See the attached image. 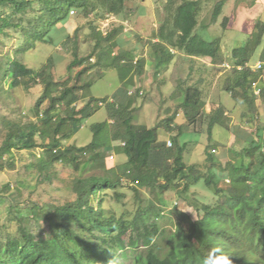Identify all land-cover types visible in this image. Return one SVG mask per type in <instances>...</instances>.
Listing matches in <instances>:
<instances>
[{
    "label": "trees",
    "instance_id": "16d2710c",
    "mask_svg": "<svg viewBox=\"0 0 264 264\" xmlns=\"http://www.w3.org/2000/svg\"><path fill=\"white\" fill-rule=\"evenodd\" d=\"M126 1L0 0V35L6 36L13 29L21 31L27 51L38 41L54 43L52 32L57 27H65V37H70L76 12L88 18L102 10L127 20L132 9ZM224 2H216L212 22L222 13ZM202 9V0L166 1L163 22L150 39L156 75L168 68L177 50L191 57H207L212 64L226 63L221 39L207 40L196 32ZM228 19H224L225 26ZM89 23L93 48L81 56L78 46L74 47L67 77L55 79L52 57L37 70L18 57L11 58L0 76L10 79L11 87L23 84L24 79L43 85L34 105V118L5 122L0 169L15 168L11 157L15 149L35 155L34 150L42 147L32 163L40 182L50 183L60 176L75 193L74 198L56 204L27 200L31 215L17 216L19 224L14 230L2 233L0 228V264H116L119 257L131 253L138 264H202L203 257L214 248L228 254L233 264H264V127L257 128L240 153L241 161L221 164L222 172L212 167L215 161L208 151L203 175L199 165L184 161L186 145L179 143L182 129L176 117L183 112L187 124L195 130L205 126L212 136L216 125L230 127L226 105L213 103L208 111L204 91L196 84L185 85L176 110L157 126L178 130V135L168 139L172 145L159 140L157 128L134 121V96H140L141 89H131L146 72L147 59L136 58V51L121 43L124 22L106 31L93 21ZM263 37L264 21L258 20L246 45L232 50L233 64L224 83V90L234 100L246 103L253 113L257 99L264 100V62L254 69L250 61ZM106 66L117 70L120 86L111 96L89 94L94 83L89 73L95 68L98 73ZM78 67L81 69L74 74ZM256 86L259 94L255 93ZM101 108L106 109L107 117L92 124V140L86 145L65 146L64 141ZM110 151L124 156L123 162L114 165ZM161 151L164 155L159 164ZM88 162L102 172L78 174ZM60 163L73 172L61 176L57 168ZM202 177L208 187L223 195V202L211 204L190 195L193 183ZM126 185L134 191L136 200L132 213L106 214L101 204L94 202L103 191ZM171 191L177 199L173 207L177 229L164 245L157 238H164L166 230L153 223V217L162 215L161 196ZM34 222L41 229L34 228ZM47 238H54L60 247L53 249Z\"/></svg>",
    "mask_w": 264,
    "mask_h": 264
},
{
    "label": "rangeland",
    "instance_id": "374dc122",
    "mask_svg": "<svg viewBox=\"0 0 264 264\" xmlns=\"http://www.w3.org/2000/svg\"><path fill=\"white\" fill-rule=\"evenodd\" d=\"M167 0H127V6L132 9L127 20L122 15L106 14L100 10L86 18L74 15L72 32L70 37L65 27H57L52 32L55 42L38 41L36 46L24 50L25 43L21 31L13 29L8 35H0V76L4 73V67L9 59L18 57L33 69H39L52 57L54 61L53 74L55 79L67 77L68 65L74 58L73 49L77 45L81 56L91 52L94 40L89 36L91 32L90 21L103 31L124 22L125 32L121 37V43L136 51V56L149 60V66L142 77L137 78V88L141 89L140 96H134V121L145 124L150 128H157L159 140L164 141L178 135V130L168 131L159 122L167 115L173 113L183 97L185 85H198L207 98L206 109L209 111L213 103L223 102L230 116V127L216 125L212 136L207 127L195 130L186 123L183 112H179L176 122L181 126L182 133L178 136L180 145H186L183 153L184 161L188 165H199L202 174L206 176V164L208 163V151L213 154L212 166L218 172H222L221 164L231 160L234 163L241 161L240 153L248 146L252 136H255L257 128L264 127V100L257 99V110L253 113L246 103L236 101L224 90V83L230 73L233 61L232 50L235 47L246 45L251 33L255 30L258 20L264 21V0H225L223 11L217 21H211L212 10L219 0H202L203 9L199 15V25L196 32L207 40L221 39V46L226 57V63L222 65L211 64L204 60L191 59L184 51L177 50L174 60L168 68H162L160 75H156V63L151 57V37L163 22L165 5ZM71 14H73L71 12ZM228 17L226 26L224 19ZM72 21V20H71ZM71 28V26H70ZM264 37L262 43L256 48L250 64L255 67L257 62L263 61ZM94 60V59H93ZM91 60V61H93ZM81 67L75 68L76 74ZM93 77V85L89 94L102 97L111 96L121 82L115 68L101 67L97 73L96 68L88 75ZM185 82L183 83L182 81ZM43 89V85L35 84L24 79V83L11 87L10 79L0 77V143L5 132L4 124L12 120H27L34 118V105ZM255 89H259L258 86ZM255 114L254 116L252 115ZM105 108L98 110L87 119L81 129L70 139L64 141L67 146L70 143L86 145L93 138L92 124L106 119ZM115 142L114 144H117ZM163 150V149H161ZM160 152L159 164L162 163L163 153ZM42 153V147L34 150V154L28 150L15 149L11 155L15 168L0 169V228L1 232L14 230L19 224L17 216L31 215V209L26 204L27 200L39 204H56L75 197L73 190L61 180L60 176L52 182H40L37 172L32 167L36 156ZM110 159L114 165L123 162L124 156L110 151ZM59 174L68 176L73 170L69 166L58 164ZM95 169L91 162L83 164L78 171L82 176L101 173ZM222 183V180H221ZM9 184V188H5ZM223 184V183H222ZM191 196H198L207 203L216 204L223 202L225 198L221 193H215L205 184V178L193 183L190 189ZM162 215L153 217V223L166 230V235L158 237L157 241L166 245L169 236L176 232L173 207L177 203L176 194L168 192L161 196ZM101 204L106 214L121 216L123 213H132L136 207L134 191L129 185L116 190H105L94 201ZM31 224V223H30ZM32 225V224H31ZM34 222V228L41 229ZM0 233V236L2 235ZM49 245L59 248L54 238H47ZM116 264H138L133 257L121 256Z\"/></svg>",
    "mask_w": 264,
    "mask_h": 264
},
{
    "label": "clouds",
    "instance_id": "9594fccd",
    "mask_svg": "<svg viewBox=\"0 0 264 264\" xmlns=\"http://www.w3.org/2000/svg\"><path fill=\"white\" fill-rule=\"evenodd\" d=\"M202 264H233L231 257L220 248H214L203 257Z\"/></svg>",
    "mask_w": 264,
    "mask_h": 264
},
{
    "label": "built area",
    "instance_id": "2783aa9c",
    "mask_svg": "<svg viewBox=\"0 0 264 264\" xmlns=\"http://www.w3.org/2000/svg\"><path fill=\"white\" fill-rule=\"evenodd\" d=\"M75 11L73 10L72 13H74ZM263 65V62L262 61H259L257 62V64L254 66H252L254 69H258V68H261ZM255 93L256 94H259L260 93V89H255ZM101 105H105L104 102H100ZM168 145H172V142L171 140H168Z\"/></svg>",
    "mask_w": 264,
    "mask_h": 264
},
{
    "label": "crops",
    "instance_id": "0c3cea01",
    "mask_svg": "<svg viewBox=\"0 0 264 264\" xmlns=\"http://www.w3.org/2000/svg\"><path fill=\"white\" fill-rule=\"evenodd\" d=\"M154 40H155V39H154ZM138 57H139V56H136V58H138ZM190 58H191V59H195V60H204V61L208 62L209 65L212 64L211 60H210L209 58H207V57H191V56H190ZM149 62H150V61L148 60V61H147V66H149V65H148ZM110 69H113V68L110 67Z\"/></svg>",
    "mask_w": 264,
    "mask_h": 264
}]
</instances>
